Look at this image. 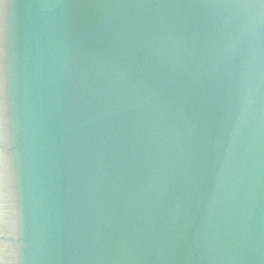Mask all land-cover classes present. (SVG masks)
<instances>
[{"label":"water","instance_id":"95a60500","mask_svg":"<svg viewBox=\"0 0 264 264\" xmlns=\"http://www.w3.org/2000/svg\"><path fill=\"white\" fill-rule=\"evenodd\" d=\"M0 264H264V0H0Z\"/></svg>","mask_w":264,"mask_h":264}]
</instances>
